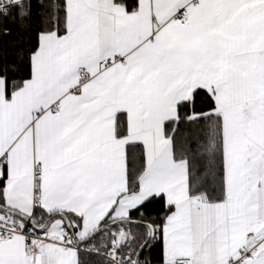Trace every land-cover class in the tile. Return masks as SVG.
<instances>
[{"label": "snow or ice", "instance_id": "1", "mask_svg": "<svg viewBox=\"0 0 264 264\" xmlns=\"http://www.w3.org/2000/svg\"><path fill=\"white\" fill-rule=\"evenodd\" d=\"M50 9L29 76L0 71V264H81L97 235L105 264H141L157 238L162 264H264V0ZM201 124L199 177L179 135ZM154 202L165 215L145 221Z\"/></svg>", "mask_w": 264, "mask_h": 264}, {"label": "trees", "instance_id": "2", "mask_svg": "<svg viewBox=\"0 0 264 264\" xmlns=\"http://www.w3.org/2000/svg\"><path fill=\"white\" fill-rule=\"evenodd\" d=\"M28 5L27 15L21 17L14 11L7 17L0 16V71L7 70L15 79L27 78L30 74L29 56L37 44L38 33L43 31L49 24L51 15L50 0H26ZM208 128L201 124L180 126V145L189 150L193 158L195 174L202 177L207 171L210 156L205 150L207 143ZM133 159L138 163L139 154ZM210 186V185H209ZM165 207L161 202H154L142 208L141 212L145 221H162L165 215ZM141 213H133V220H140ZM144 222V221H143ZM137 237V244L144 242V229L136 225L126 226ZM109 242L106 235H97L91 244L85 246L88 250L94 246H102ZM139 247H137L138 250ZM78 259L81 264H105V256L93 251L79 252ZM141 264H156L161 261V242L148 245L140 257Z\"/></svg>", "mask_w": 264, "mask_h": 264}, {"label": "built area", "instance_id": "3", "mask_svg": "<svg viewBox=\"0 0 264 264\" xmlns=\"http://www.w3.org/2000/svg\"><path fill=\"white\" fill-rule=\"evenodd\" d=\"M159 238L152 240L153 242H156ZM86 251H89L87 248H85ZM80 251H84V247L81 245ZM106 258V257H105ZM107 259V258H106ZM156 264H162V260L157 262Z\"/></svg>", "mask_w": 264, "mask_h": 264}, {"label": "water", "instance_id": "4", "mask_svg": "<svg viewBox=\"0 0 264 264\" xmlns=\"http://www.w3.org/2000/svg\"><path fill=\"white\" fill-rule=\"evenodd\" d=\"M135 221H140V220H135ZM140 222L143 223V221H140ZM132 225H136V224H132ZM143 243H144V242H143ZM143 243H142V244H143ZM151 243H152V241H151L148 245H150ZM148 245H147V246H148ZM147 246H145V247L143 248V250L140 252V257H141L143 251L145 250V248H146ZM137 251H140V249L138 248ZM140 257H139V258H140Z\"/></svg>", "mask_w": 264, "mask_h": 264}, {"label": "crops", "instance_id": "5", "mask_svg": "<svg viewBox=\"0 0 264 264\" xmlns=\"http://www.w3.org/2000/svg\"><path fill=\"white\" fill-rule=\"evenodd\" d=\"M161 242V240H160ZM161 260H162V242H161Z\"/></svg>", "mask_w": 264, "mask_h": 264}, {"label": "rangeland", "instance_id": "6", "mask_svg": "<svg viewBox=\"0 0 264 264\" xmlns=\"http://www.w3.org/2000/svg\"><path fill=\"white\" fill-rule=\"evenodd\" d=\"M126 230H127V228H126ZM83 247H84V246H83ZM85 248H86V247H84V251H79V252H88V251L85 250ZM89 251H90V250H89Z\"/></svg>", "mask_w": 264, "mask_h": 264}]
</instances>
